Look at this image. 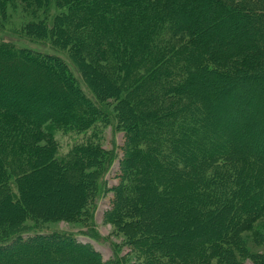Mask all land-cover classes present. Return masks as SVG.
I'll use <instances>...</instances> for the list:
<instances>
[{
  "label": "trees",
  "instance_id": "obj_1",
  "mask_svg": "<svg viewBox=\"0 0 264 264\" xmlns=\"http://www.w3.org/2000/svg\"><path fill=\"white\" fill-rule=\"evenodd\" d=\"M13 1L0 0V16ZM19 1L34 12L50 1L58 8L50 27L44 21L24 27H34L33 37L42 39L50 30L54 32L51 45L57 48L68 42L64 30L80 43L83 28L90 26L96 39L86 42L93 48L92 56L103 49L106 54H117L120 66L129 65L118 72L123 77L117 84V88L128 86L130 95L118 98L125 109L116 108L125 132L124 168L111 187L113 207L104 212L117 217L128 242L144 249L143 264H215L216 260V264H246L242 254L248 251L240 234L264 219V0ZM160 26L168 32L159 62L162 67L151 66L144 72L140 61L148 63L155 57L147 43L156 39ZM70 59L77 67V60ZM29 68L37 71L27 73ZM81 76H85L83 70ZM84 80L96 100L83 92L59 55L24 47L17 37H0V193L11 206L18 200L6 192L8 170L3 154L9 143L14 155L23 150L35 152L32 143L39 135L37 124L51 118L46 112L51 109L48 93L72 96L61 104L57 116L68 128L83 131L95 123H107V127L113 123L117 128L98 99V89L103 94L111 89ZM156 80L150 93L145 85ZM75 92L78 96L74 97ZM9 97L13 109L5 104ZM23 114L32 128L28 125L25 130L26 124L23 130ZM9 133L19 138L20 148ZM79 147V153L87 149ZM114 152L112 146L109 159L103 162L104 175L113 171ZM44 155L36 154L24 175L19 174L26 195L32 188L30 177L43 187L47 184L40 177L44 176L40 160ZM56 159L48 155L45 163L51 160L53 167ZM47 168V174L53 173L51 166ZM92 183L89 203L93 217L103 189ZM84 234L93 240L100 238L91 226ZM50 241L65 245V251L45 252L50 257L46 264H120L118 260H122H104L91 242L79 241L71 232L43 234L31 229L0 238V264H12L8 257L13 252H5L11 244L30 247ZM234 252H241V257ZM252 260L251 264H264L260 257Z\"/></svg>",
  "mask_w": 264,
  "mask_h": 264
},
{
  "label": "rangeland",
  "instance_id": "obj_2",
  "mask_svg": "<svg viewBox=\"0 0 264 264\" xmlns=\"http://www.w3.org/2000/svg\"><path fill=\"white\" fill-rule=\"evenodd\" d=\"M47 5L48 9L46 10L45 7H47ZM61 9H63V7H61ZM56 12H58V8L53 1H50L48 4L42 6L40 10L34 12V9H26L19 0H14L7 5L5 15L0 16V37L8 40L17 37L19 44L24 47L36 48L59 55L61 59L65 60L69 65V68L83 89V92L92 99H94L95 96L91 90L88 89L84 79L93 82L97 87L104 86L110 88L111 92L107 91L106 94L101 93V90L98 89V94L100 95L98 99L101 98L99 103L107 109L108 113L111 115V120L117 122V128L115 129L113 123L110 127H107V123L91 124L83 129V131L68 128L64 123L57 121V116H59V112L62 110L60 107L61 104L66 103V100H69L72 96L68 94L61 95L62 93L59 94L53 91L50 93L47 92L50 95L48 96L50 97L49 106L51 109L46 112L51 114V118L48 121H44L42 124H37L39 135L34 137L32 143V149H34L35 152L33 151L31 154H28L27 150H23L19 155H14L10 152L14 147L9 143L7 148H5L6 154H3V161L8 170L6 192H11L18 202H16L15 206H11L12 202L7 203L3 194L0 193V238L18 236L19 232L31 229L40 231L43 234L57 231L71 232L79 241L91 242L93 246L101 252L104 260L110 259L111 261L114 258L118 260V257H122V260H118L120 264H143L144 259L141 252H144V249L141 246L139 248L134 247L133 244L128 242L125 228L116 220L117 217L109 215L108 212H104L106 209L113 207L111 197L114 192L111 187L118 183L121 178V176H118L119 170L121 173V168H124L123 163H121V155L123 151L122 147L125 143V132L123 131L124 125L117 120L119 118L117 116L120 112H118L116 108L122 107L125 109L126 107L122 105V103H119L118 98H123V96L127 97V95L130 97V95L128 93V86L122 85L121 88H117V84L120 83V78L123 77V75L118 72H123L126 67L129 68V65L127 64L126 67L120 66L118 63L119 56L113 52L110 53L109 50H107L109 53L106 54L102 49L100 55L96 53L97 56L93 57L91 54L93 48L86 43L96 40L95 32L90 26L83 28L85 30L83 31V37H81L80 43L74 42L72 32H70V34L68 31L64 30L69 37L68 42L65 43L64 46H58L57 48H54L50 42L52 33L54 32L50 30L45 31L49 33L43 37L45 39H37L33 37L35 34L33 26L24 29L28 23L38 21H44L50 27L52 25V23H50L51 18H54ZM161 29L163 28L160 26L154 35L156 39L147 43V46L150 45L152 56L155 57H152L151 61L149 60L150 64L145 60L140 61L141 68L144 72H147L148 68H151V66H154L156 70L162 67V64L159 62L162 58L161 53H163V45L168 37V32ZM61 35H64V33ZM81 42L83 44H81ZM73 52L79 53L78 56L76 57ZM153 53H155V55H153ZM71 57L77 60H75L77 62V67L71 62ZM47 62L50 63V61ZM57 66L60 67V63H56V67ZM82 70L85 76H81ZM27 71H29L27 73H30L37 70L29 68ZM58 81L61 82V77L58 78ZM243 83H240L241 86L244 87V85H247V83ZM157 84L158 80L150 81L145 87L147 89L149 88L150 93H153L152 85L157 86ZM237 91L243 92V90ZM72 95L74 97L78 96L76 92ZM12 100L13 98H6L5 104L6 106L10 105L13 109L14 107L12 104L14 101ZM127 107L129 109V103H127ZM135 108L137 110V106H135ZM119 110L121 111V108H119ZM30 112H32L31 109L27 110L25 114L29 115ZM20 116L22 119L20 125L23 124V127H21L24 130V126L27 124L25 129L27 130L29 125L28 118L24 114ZM237 121L238 120H235L236 123H238ZM29 126L31 127V125ZM11 134L12 133H9V135ZM14 139H17V136L12 134V140ZM26 139L27 138L22 139L25 144H27ZM19 143V140L15 143L18 148H20ZM80 145L87 148L85 150L82 149L83 153L77 152L81 149V147H79ZM93 146H96L95 150L97 148L98 150L96 153L94 152L92 156ZM112 146L113 148L115 147L114 153L116 154V156L111 159L113 162V171L104 175L102 174V168L104 167L103 162L109 159V150ZM38 153L39 157H41L40 155H43V153L46 154L44 155L45 157L40 159L44 162L41 167V169L43 168L41 172H43L42 174H44V176L40 177L44 178L47 184L43 187L40 182H36V179L30 175L32 177H30L29 185H31L32 188L26 195L25 186L23 180L19 179V174L20 176L24 175L28 168L27 164H30L29 162L33 161V159H35L34 156ZM48 155L58 159L53 162V167L50 164L51 160L45 163ZM90 155L92 157H90ZM86 156L90 157L89 160H80L81 163L75 162V160H79ZM49 164L53 173L47 174L49 171H47V167H50L48 166ZM52 168L54 169L52 170ZM62 177H64L65 180L59 183L60 180L64 179H62ZM71 177H74L76 180L78 179L80 185L73 182L74 180ZM66 179L68 180L66 181ZM69 180L72 183L68 182ZM91 183L93 187L99 184L103 189L98 198L95 216L93 217L90 214L91 206L89 203V193L92 188ZM90 226L92 227L93 233L95 234L96 232L100 236L99 240H93L91 237L84 234L88 232ZM256 233L259 234L258 237H255ZM240 235L243 237V240H245L244 246L246 251H248L242 254V256H244L243 261L246 264H251L254 262V260H252L253 258L260 257L262 262H264V219L255 221L250 230H245ZM26 246L27 245L16 246L14 243L11 244V247L5 249V252H13L8 257L12 260V264L14 262L46 264L45 262H47L50 257H48L45 252L53 254V252H60L58 249H65V245H61V248V246L54 244L52 241H50L48 245L45 243V245L34 244L30 247ZM54 246L55 248H53ZM64 251L65 250H63V252ZM234 254L238 258L241 257V252H234ZM213 263L216 264L217 260ZM64 264L70 263L65 261Z\"/></svg>",
  "mask_w": 264,
  "mask_h": 264
}]
</instances>
